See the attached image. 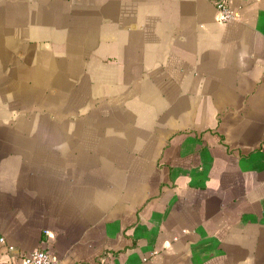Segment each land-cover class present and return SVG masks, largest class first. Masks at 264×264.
I'll return each mask as SVG.
<instances>
[{
	"label": "crops",
	"instance_id": "crops-1",
	"mask_svg": "<svg viewBox=\"0 0 264 264\" xmlns=\"http://www.w3.org/2000/svg\"><path fill=\"white\" fill-rule=\"evenodd\" d=\"M215 1L0 0V264H264V0Z\"/></svg>",
	"mask_w": 264,
	"mask_h": 264
},
{
	"label": "built area",
	"instance_id": "built-area-1",
	"mask_svg": "<svg viewBox=\"0 0 264 264\" xmlns=\"http://www.w3.org/2000/svg\"><path fill=\"white\" fill-rule=\"evenodd\" d=\"M215 17L220 21L232 20L236 17V13L227 5L224 0L215 1ZM4 237L0 236V241ZM8 248H14L13 244H8ZM26 264H60L59 259L56 258L51 252L43 249H34L22 255Z\"/></svg>",
	"mask_w": 264,
	"mask_h": 264
}]
</instances>
